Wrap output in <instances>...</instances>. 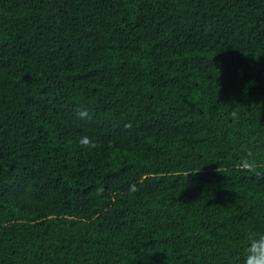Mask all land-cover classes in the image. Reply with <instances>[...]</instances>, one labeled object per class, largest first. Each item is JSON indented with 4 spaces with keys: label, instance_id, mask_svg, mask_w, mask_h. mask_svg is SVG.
<instances>
[{
    "label": "trees",
    "instance_id": "obj_1",
    "mask_svg": "<svg viewBox=\"0 0 264 264\" xmlns=\"http://www.w3.org/2000/svg\"><path fill=\"white\" fill-rule=\"evenodd\" d=\"M249 228L264 0H0V264H240Z\"/></svg>",
    "mask_w": 264,
    "mask_h": 264
},
{
    "label": "clouds",
    "instance_id": "obj_2",
    "mask_svg": "<svg viewBox=\"0 0 264 264\" xmlns=\"http://www.w3.org/2000/svg\"><path fill=\"white\" fill-rule=\"evenodd\" d=\"M78 114L82 119L87 117L86 111H81ZM79 143L82 147L86 148L94 149L98 146L97 143L88 136L80 137ZM240 166L250 173H256L259 165L251 149L246 150L245 155L241 157ZM244 240L246 242V247L240 264H264V232L249 228L244 233Z\"/></svg>",
    "mask_w": 264,
    "mask_h": 264
}]
</instances>
